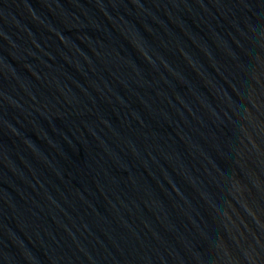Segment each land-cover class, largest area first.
Listing matches in <instances>:
<instances>
[{
    "label": "water",
    "instance_id": "1",
    "mask_svg": "<svg viewBox=\"0 0 264 264\" xmlns=\"http://www.w3.org/2000/svg\"><path fill=\"white\" fill-rule=\"evenodd\" d=\"M0 264H264V0H0Z\"/></svg>",
    "mask_w": 264,
    "mask_h": 264
}]
</instances>
